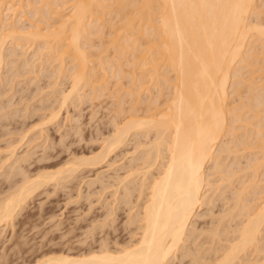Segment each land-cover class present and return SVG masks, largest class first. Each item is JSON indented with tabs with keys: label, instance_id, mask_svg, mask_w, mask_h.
Instances as JSON below:
<instances>
[{
	"label": "bare ground",
	"instance_id": "6f19581e",
	"mask_svg": "<svg viewBox=\"0 0 264 264\" xmlns=\"http://www.w3.org/2000/svg\"><path fill=\"white\" fill-rule=\"evenodd\" d=\"M23 1L24 0H14L13 2L12 0H0V66L5 55L3 53L4 50H6L5 45L8 40L10 41V45L20 48H25L23 46L26 44L31 46V44L35 45L38 42V46L36 50L34 49L32 57L38 59L39 64H43L46 60L45 57H48L47 59H51V61H58L57 66L54 65L55 69L53 70L56 71V76L58 75V77H61L65 70L66 63H63V61H65L63 56L66 58L68 57L72 63L71 68H69V71H72L69 73L70 84L69 89L59 93V100L56 98L60 102L59 107L73 100L75 102V99H79L82 95L80 94L82 93L80 89L85 87H82V85H87L93 76L96 75L91 72L94 70L93 67L89 68V62L91 61L89 59L90 56L88 55L87 57V53L83 52L81 43L83 41L86 42L92 35H98L99 32L103 31L101 30L103 28L100 26L101 24H105L106 26L108 21H112L110 17L111 20L109 19L104 22L105 19L101 14H106L107 12L110 16L113 14V17L120 16V23L123 22L121 24V29L119 25V27H117L118 31L114 29L116 32V34L114 32L115 35L112 33L114 30L110 29V32L112 31L110 35H114L113 39H110L112 40L111 43L114 44V54L119 53L120 57L123 58L121 54L122 52L125 53L124 51L126 48H130L132 51L136 50V53H142H140V56L142 55V59L140 58L141 63L133 64L131 62L133 66H138L139 64V73L133 71L131 76L127 74L130 76L129 79L131 78V87L127 92L130 96L129 98L133 101L131 105L135 103L134 105L137 107L138 103L139 105L142 104V101L139 102V100H137L138 98L140 99L137 91L139 89H146V91H148L147 89L149 86H146V83L149 80L155 83L161 82L163 85V81L166 82L169 80L167 77L169 76L168 74L172 73V81H174L173 84L169 82L171 84V91L168 90L170 93L168 92L169 94L166 97L163 95L164 89H162L163 87L161 84H159V86L156 84L157 88L155 90L157 92H155V95L152 97V95H150L152 92L150 91L148 95L151 96V98L148 96L149 98L143 99V102L145 101V103L150 105L151 103H156L160 97L161 99L164 97V106L166 104L165 110L163 112L160 111L161 113L157 114L156 118L152 117L156 115L155 113L151 116L146 113L143 117L139 116V118H137L135 116L136 109L133 107L134 105L131 106V108L133 107V109H135V111H132L133 113L131 112L132 114H129L131 118L128 117L129 119L126 118L127 120L123 122L120 120L121 124L117 122L118 124L114 125L111 131L112 133L110 132L111 136L103 140L104 145L101 146V149L95 155L90 157H71V159L63 162L61 167L53 171L42 172L40 174L36 173V175L34 174L32 176H27L26 174L23 180L21 178L20 184H17V187L11 191L9 196L7 195V198L5 197L0 202V225H6L12 220L17 209H20L25 198H28L30 193L39 185H43V183L52 180L56 181L58 184L59 181L70 176L71 173L81 167V165H97L100 162L107 161L106 159L109 153L113 151L114 148L123 145L126 142V138L132 133L135 135L136 132H142L143 134L152 132L153 139L151 138V141H147H150L148 144L143 143L141 146L144 148L143 152L141 151L142 155L140 154V158L138 157L142 162L141 166L137 165V162L134 164L139 166L140 169H138V167L137 169L135 167L133 169L134 171L129 169L132 171H128L129 173L127 172L124 176L120 175L116 178L117 180H115V182L117 181V183L121 185H118V187H123L125 192L123 197L126 199L127 197L125 196L130 198L131 196L129 195L134 191V186L129 184L134 183L135 173L138 171V175L137 173L136 175L139 176L141 172L140 175L143 176V178L140 176L142 180L140 179L137 183L140 184L135 186L138 188V197H136L139 202H137V205L135 204L137 207L132 206L136 208V211L133 212L134 214H131V218L129 219L132 225L135 224V230L133 227L134 231H131V228L128 229V232L131 231L133 233H131V241L125 243L123 240L124 244L118 246L117 249H109V247L106 246V240H104L105 246H103V244L100 246V244L97 249L93 250L92 248L84 253L79 252L73 254L72 251H69V248L67 249L68 251L44 252L36 258L32 264H167L172 256L175 255L174 252L180 248L184 250L182 254L189 257L187 254L190 255L192 253L193 255L194 253L190 251L188 246L187 250H185L186 245H188L186 242L195 240L198 235L197 232H195L197 228L195 225L196 219L203 215L206 217L207 214H209V216L211 215V217L213 216L214 212L212 209L214 205H216L214 204L216 201L213 196L216 192L221 194L228 186L230 187L233 180H235L233 177H235V175L237 176V174L241 175L240 173H243V177H246L244 175L250 173L247 176L249 179L244 180V178H242L241 182L239 181L241 186L236 187L235 185V191L233 189L235 194L233 193L234 195L232 194L233 196H230V198L232 197L233 203L228 201L231 204L230 207L228 206V208L226 207V209H223L224 211L222 210V212H225L224 214L220 212V216L218 217L219 223L217 222L218 225L216 224L214 228H210L211 230L205 229L207 235L210 234L212 236L211 239L215 240L216 237L218 239H216L217 242L221 244L220 242L224 238L222 242L226 241V244L220 245V247L216 246L217 248H212L213 245H210L213 250L211 253L213 252L212 255L215 256L212 258L208 256L210 260L204 259L203 262L207 260V262L209 261L211 264H264V184L260 186L258 183L263 181V179H259V176L261 173L263 174L264 171V123H261V121L264 122V85L262 84V87H260V85L257 87L258 85L256 84L261 82L264 76H261V79L259 81L257 80L255 83V81L253 82L255 79H251L253 78L251 75L254 73L250 72V70L249 72L246 70L245 72L251 75L248 77L250 79L247 82V95L245 99L243 98V101L247 100L249 103L246 101L244 104H240L242 103V97H240L238 99L241 101L238 102V106H236V103H233L234 106L232 103H229L230 101L232 102V100H228L229 96L232 95L229 94L231 92H238L237 88L239 89V85L246 82V80H242L241 77L244 74H239L243 70V67H249L251 66L249 63L256 62L254 58L255 55L257 61L260 60L264 62V21L262 24L257 20L259 15L262 16L263 10L259 8H261L264 1L262 0L263 2L261 3L258 0L261 5H257V0H34V4L37 3L38 5L36 10L32 7L34 10L32 11L33 14L36 15L38 11L42 12L43 15L45 14L44 17L42 15L41 18L47 25L43 32H41L43 28H40L38 21L34 22L37 24H34L30 22V20H27L29 22L28 26H17L19 22L22 20L24 21V19H22L24 16L23 13L25 12ZM28 1H26V7L30 9L29 5L31 1ZM21 7L23 9H21ZM129 7L131 8L129 11H132L131 14L129 11H125L127 8L129 9ZM9 12H11V15L13 14L15 16L14 18H17V20H14L12 15L9 22L7 20L10 16ZM18 12L21 13V15H19ZM254 17L256 20L252 19ZM51 19L52 22L48 21ZM260 21L262 20L260 19ZM128 27V30H122ZM119 30L127 33V36H125L126 34L123 35V32ZM139 33L140 35H136L135 37V34ZM102 34L99 35L102 36ZM138 39L142 41L138 42ZM256 41L259 42V46L261 45V49H258V44V47L254 44L256 49L259 50L258 52L250 46L252 42L256 43ZM102 44L104 43L102 42ZM87 45L91 46L90 44ZM142 45L146 47L141 49L140 47H143ZM247 45L248 47L250 46L249 50H245ZM109 46H112V44ZM138 47L139 50L137 49ZM23 51L25 52L24 49ZM61 52H65V54ZM93 53L96 54V52H92L91 54ZM126 53L128 57L127 49ZM53 54L59 57L56 56L54 58ZM61 54L62 56H60ZM257 54L259 58H262L259 59ZM24 56L22 58H24ZM114 57L116 58V55H114ZM135 57L136 56H133V58ZM35 58H32V62L35 61ZM115 58L113 59L115 60ZM251 58L255 59L254 62H252L253 59L251 62H248ZM99 60L100 59H98V61ZM117 60L119 61V59L116 58V63ZM27 61L22 62L24 65L25 63L26 65L32 64L30 61ZM99 62L102 70H105L106 66H103V64L109 61H105L104 58ZM124 63H129V60L126 59ZM118 64H116L115 68L114 65L110 64L111 66H109L108 69L112 70V72L113 70L116 71L118 70L116 69ZM123 64H120L118 67H121ZM259 64L261 63L259 62L258 65ZM147 65H151L149 66L150 69L147 68ZM31 66H35L34 63ZM33 68L34 67H31V70L34 71ZM240 68H242V70ZM144 69H149V71L146 70L144 72ZM239 69L241 70L240 72H238ZM151 72L154 74L153 76L150 74ZM261 74H263V71ZM87 75L92 78H87ZM145 76L146 78L150 77L146 80ZM159 76H161V79L163 77V80L159 79ZM244 76L243 78H247V76ZM99 80L101 81V79ZM99 80L97 76H94L91 83H94V81L98 83ZM100 86L102 85L100 84ZM229 87L233 90L228 91ZM89 88L95 89V86ZM100 88L103 89L104 87ZM117 91H119V89ZM238 94H240V92ZM117 99L119 100L121 97ZM146 99L150 100L148 101ZM121 101H118V103H120L119 105L122 107ZM229 104H232L233 107L231 106V108H228V106H230ZM120 106H118L119 109L116 107L119 111L117 114L118 117L121 112H124L123 107L121 108ZM243 106L247 108L243 111L244 113L240 110L245 108ZM150 107L151 106H149V108ZM150 109L152 110V108ZM247 112L251 114L248 113L246 116ZM51 114L52 117L50 116V118L54 120L56 113L54 114L51 112ZM240 114L242 116H240ZM236 122H240V124H238V126H235V124L233 125V123ZM241 128L243 129V132L240 131L242 133L239 135L241 139L239 137L236 141L234 138H237L238 134L235 133V130H241ZM133 134L132 136H134ZM249 134L252 135V137H250L251 139L248 138ZM227 135L229 138L234 136L233 139L236 142L231 138L227 140ZM247 138L253 142L249 141V143L247 141V143L243 141L244 139L247 140ZM16 145L15 143H11L7 144L5 147L4 153L7 154L6 157L8 160L17 157ZM237 145H242V147H240L242 149L236 148L238 147ZM138 146H140V144ZM247 148L251 150L250 154L251 156L253 154L254 158L248 157V164L244 166L241 163L243 167L237 168L235 164L237 161L234 158L237 156V153H240V150L244 151ZM134 149L137 150L142 148H135L134 146ZM27 152L26 153L29 154V151ZM133 152L134 151H132V153ZM25 154L22 155L24 156L22 159L24 158V160L27 161L30 157H26ZM232 154L234 158L231 160L233 162L235 160L236 162L234 164L231 162V168L228 164L224 165L227 166V169L229 166V170H226L224 166H222L224 167L222 168L221 164H224L222 160H226L225 158ZM241 155L243 156L242 153ZM19 158L17 157V159ZM5 162H7V160ZM2 163L1 166L3 165ZM210 163H213V165L211 166ZM239 163L237 162V164ZM129 166L131 168V165ZM17 172L18 171H16V173ZM23 172L25 171L23 170ZM101 173L102 171L97 174L98 177L101 175L100 178L105 176ZM214 174H218V176L211 179ZM131 176H133V181ZM136 188L134 192H136ZM211 193H214V195ZM249 194L255 196L249 199V196H247ZM224 200H222V202ZM121 203H123V201ZM204 206L207 207V211L205 213L204 210L202 214L200 211ZM113 208H110L109 212H111ZM236 219V222L234 221L232 224L229 223V220L233 222V220ZM226 220H228L227 222L229 224H226L228 226L223 224L224 229L222 227V229H220L222 225H220V222L222 223V221H225L226 223ZM131 223L129 222L130 227ZM201 226H203V224ZM126 228H128V226ZM203 233L204 232H201L200 234L202 235ZM221 234L224 235L222 240L220 239V236H222ZM105 238H107V236ZM190 238L193 240H189ZM184 243H186V245L183 246ZM191 243L193 244L195 241ZM110 245L111 244H109V246ZM190 246L192 247V245ZM210 247H208V249ZM211 248L209 250H211ZM193 250H195V248H193ZM199 253L194 254V258L199 256ZM192 255H190V258ZM181 256L182 255H180V257ZM201 257L203 259V256ZM191 261V263H193L192 259ZM203 262H200V264Z\"/></svg>",
	"mask_w": 264,
	"mask_h": 264
},
{
	"label": "rangeland",
	"instance_id": "374dc122",
	"mask_svg": "<svg viewBox=\"0 0 264 264\" xmlns=\"http://www.w3.org/2000/svg\"><path fill=\"white\" fill-rule=\"evenodd\" d=\"M12 1L14 2V0H12ZM26 1H28V0L23 1L25 12L23 13L24 16L22 15L23 18L21 17L22 19H24V21L21 19L22 21L19 22L21 24L18 23L17 26H19V25L20 26L21 25L22 26H28L29 20H30V22H33V23L38 21L40 28H43V30L41 32H43L44 28L47 26L46 23H44L45 21H43V19H41L43 13L38 11L37 14L35 13L37 16L34 15L32 11L36 10V7L38 4L37 3L34 4L35 3L34 0H29L28 2L31 1L30 2L31 4L29 5L30 9H28L29 7H26V4H27ZM259 1L262 3L264 0L263 1L259 0ZM259 1L258 0L256 1V3L258 2L257 5H259V4L261 5V3ZM66 6H67V4H66ZM32 7H34L35 9L33 10ZM131 8H132V6H131ZM131 8L129 7V9L127 8L125 11L128 12L129 10H131ZM21 9H23V8L21 7ZM259 9H262L263 13H262V16L259 15V18L257 20L262 23L264 21V18H263L264 17V15H263L264 14V2L262 3L261 8H259ZM67 11H68V9H67ZM64 12L67 13L66 11H64ZM131 12H130V14H131ZM9 13H10V16H9V18H7L8 21L11 20L10 18L13 15V14L11 15V12H9ZM19 15H21V13H19ZM44 15H43V17H44ZM101 15H103L102 17L105 19L104 22L109 20L110 17L112 18V21H108L106 26H105V24H101L100 26L103 27L101 30H103V31L99 32L98 35L97 34H95L94 36L92 35V37H90L91 40L88 38V40H87L88 42L83 41L81 43L83 52L87 53V55L86 54L85 55L87 57L89 55L90 56L89 59L92 61V62L91 61L89 62V65H90L89 68L93 67V69H94V70L92 69L93 71H91V72L96 74V75H94V74L93 75L95 77L97 76L98 80L101 79V81L99 80L98 83H96L97 81H94V83H91L92 79H94V76L92 78V77H89L87 75L88 76L87 78H90V79L92 78V79L87 84L88 86L82 85V87L83 86H85V87L80 89V91L82 92V93H80V94H82L81 97L79 99H75V102L73 100V101L68 102L67 104H65L61 107H59L60 102L58 101L59 100L58 97H59V93L61 91H65V90L69 89V84H70L69 73L72 72V71H69L70 70L69 68H71V66H72L70 59L68 57L66 58L65 56H63L65 61H63V60L62 61L64 64L66 63L65 64V70L63 72L64 74L61 77H58V75L56 76V71H53L55 69V66H57V64H58L57 63L58 61H56V62L51 61V59H47L48 57H45L46 60L43 62V64H39L38 63L39 60L36 59L35 57H32L34 49L36 50V48L38 46V44H37L38 42L35 45L31 44V46H29V44L28 45L26 44L25 46H23L25 48H20L18 46H12V45H10L9 40H8L7 44L5 45L6 50H4L3 54H5L7 57L8 56L9 57L7 59V57L4 55L3 60H2V64L0 66L1 67L0 68V70H1L0 71V166H1L2 161L4 160L2 163L3 165L0 167V202L7 195L9 196L11 191L14 190L15 187H17V184H20L21 178L23 180V178H24V176H26V174H27V176H32L34 174L36 175V173L40 174L42 172L43 173L47 172V171L50 172V171H53V170L61 167L63 162L71 159V157H77V156L78 157H80V156L81 157H90V156L95 155L101 149V146L104 145L103 140L107 139L111 136V133H112L111 131L113 130L114 125L118 124L117 122H119V124H121L120 123L121 121L123 122V121L131 118V116L129 117V114H132L133 110L135 111V109H136L135 116L137 118H139V116L143 117L144 115H146V113L150 116L152 114L154 115V113H155L156 115H154L152 117L156 118L157 114L161 113L160 111L163 112L165 110L164 108L166 107V104L164 106V101H163L164 97L162 99L160 97L156 103H151L150 105L148 103H145V101L143 102V99L145 100V98H149V97L151 98V96L148 95L150 93V91L152 92V93H150V95H152V97H153V95H155V92H157L155 90L157 88L156 84H157V86H159V84H161V86L163 87L162 89H164L163 95L166 97L170 93L169 91H171L170 85L174 83V81H172L173 74L170 73L171 76H170V74H168L169 76H167V77L169 78V80L167 79L168 81H166V82L163 81V85L161 82L155 83V82L149 80L150 82L148 81L146 83V86L147 85L149 86L147 89L148 91H146V89L145 90L139 89L137 91V94L139 93L138 95L140 97V99L137 97L138 98L137 100H139V102L142 101L141 103L143 105L142 104L139 105V103H138V105L136 103L137 107H135V105H134L135 103H133L131 105V103L133 101H131L132 99H130L129 98L130 96L127 94L129 88L131 87V84H130L131 78L129 79V77L131 76V73L133 71H135L136 73H139V71H140V69H138V68H140L139 64H138V66H133V64L134 63H141L142 55L140 56L141 52L136 53V50L132 51V50H130V48H126L128 50V57L129 58L127 57L126 49L124 51L125 53L122 52L123 55L121 54V56H123V58L120 57L118 52H117L118 54H114V52H113L114 51L113 50L114 44L111 43L112 40H110V39H113V36L116 34L115 30H117V27L120 26L119 28L120 29L122 28L121 24L123 22L120 23L121 22L120 16H116V17L114 16L115 17L114 18L113 14H111L112 16H110L108 14V12L106 14H101ZM12 17L14 20H17V18H14L15 17L14 15ZM252 19L256 20L255 17ZM260 19L262 21H260ZM34 20H36V21H34ZM48 21L52 22V19L48 20ZM34 24H37V23H34ZM110 29L111 30L115 29L113 32L111 31L113 34L115 32L114 35H110L111 34ZM128 29H129V27L127 29H122V30H128ZM122 30H119V31H122ZM122 32H123V35L126 34L125 36H127V33H124V31H122ZM99 34H102V36H100ZM107 34H109V35H107ZM120 34H122V33H120ZM106 35L109 37H107ZM136 35H140V33L135 34V37H136ZM123 38H124V36H123ZM141 39L140 40L138 39L139 40L138 42L142 41ZM109 40H110V42H109ZM251 40H253V39H251ZM102 42L104 44H102ZM87 44H90L91 46H89ZM111 44H112V46H109ZM251 44H252V45H250V46H252L251 48H254L255 51L257 50L256 52H258L259 51L258 49L261 46V45L259 46V42L256 41V43L252 42ZM254 44L256 47L259 46L258 49H256ZM257 44H258V46H257ZM139 47L137 48L138 50H139ZM145 47L143 46L140 48L143 49ZM249 47L247 45L245 47V50H249ZM11 48H13V49H11ZM14 49H15V51H14ZM23 49L25 50V52L26 51L27 52L25 53L23 51ZM100 50H101V52H100ZM92 52H96V54L93 53L94 54L93 55V54H91ZM14 53H15V55H14ZM61 53L65 54V52H61ZM22 54H24L25 56ZM55 54H57V53H55ZM55 54H53L54 58L56 56H58ZM254 54H256V53H254ZM114 55H116V58L119 59V61L117 60V63L115 62L116 58L114 57ZM23 56H24V58H22ZM60 56H62V54ZM133 56H136V57L133 58ZM252 56H253V54H252ZM258 56L259 55L257 54V57ZM108 57H109V59H108ZM32 58L33 59L35 58L34 62H32L33 61ZM93 58H94V62H93ZM97 58L100 59L99 61H101L104 58H105V61H109L108 63L103 64V66H106L105 70L104 69L102 70V68L100 66V62L98 61ZM113 58H115V60ZM254 58L256 59L257 63L254 62L255 59L251 58V60H248V62H251L253 59L252 62H254L255 64L249 63L251 66L246 67V68H244L242 66L244 64L241 65L243 67L244 71L242 70V68H240L242 71L239 69L238 72L241 71L239 74L243 73L245 76H247V78H243L244 75L241 76L242 80L243 79L246 80V82H245L246 85H245V83H243V84L239 85V89L236 87L238 92L237 91L235 93L229 92L230 93L229 95L232 94L231 96H229V99H228L229 101L232 100V102L228 101L229 103H232V104L236 103V106H238V102L241 101L238 99L240 97H242V101H241L242 103H240V104H244L247 101V100L246 101H243V100L245 99V97L247 95V82L250 79L248 77L251 75L250 73H249L250 75L247 74L249 72V70H250V72L254 73V74L252 73L253 75H251V77H253V78H251V79H255V80H253V82L255 81V83L257 82V80L259 81L261 79V76L262 77L264 76V62H261L259 60L262 57H260V58L258 57L259 61H257L256 55ZM126 59L129 60V63H124V62H126ZM22 61L23 62L24 61H27V62L30 61V63H32V64L28 63L29 65H26V63H25V65H24ZM263 61H264V59H263ZM97 62H99V63H97ZM259 62L261 64L258 65ZM33 63L35 66H31V65H33ZM115 63L116 64L119 63L117 65V68H116L118 70H116V71L113 70V72H112V70H109L108 68H109V66H111L110 64L114 65V68H115V66H116ZM120 64H123L121 66L122 68L118 67ZM124 65H126V66H124ZM149 66H151V65H149ZM149 66L147 68L150 69ZM256 66H257V68H256ZM31 67H34L33 68L34 71L31 70ZM145 68H146V66H145ZM149 69H146V70L149 71ZM146 70L144 69V72ZM160 70L163 71L162 69H160ZM246 70L248 72H245ZM261 70L263 71V74H261L262 73ZM161 71H158V72H161ZM104 73H105V75H104ZM98 74H100V75H98ZM127 74L130 76H128ZM150 74L152 76L154 75V74H152V72ZM148 75H146V76H148ZM100 76H101V78H100ZM146 76H145V79L147 80V78H149L150 76L147 78H146ZM256 76H257V79H256ZM263 78L261 79L262 80L261 82L256 83L258 85L257 87H259V85H260V87H262V84L264 85V79ZM5 79H6V81H5ZM159 79H161V76H159ZM161 80H163V77ZM149 83H150V85H149ZM100 84L102 86H100ZM92 86H95V89L89 88ZM100 87H104V88L102 89ZM230 87H231V85H230ZM230 87L228 88V91L233 90ZM245 88H246V90H245ZM118 89H119V91H117ZM142 89H144V88H142ZM165 89H166V92H165ZM55 90H57L58 92ZM89 90L91 93L89 92ZM2 91H3V93H2ZM239 92H240V94H238ZM114 93H116V94H114ZM113 95H114V97H113ZM138 95H136V96H138ZM120 97H121V99L118 100L117 98H120ZM56 98H58V100ZM116 100H118L119 102L122 100L121 105H123L122 107L124 109L123 110L124 112H121L119 117L117 115L119 111L117 110L116 107L120 106L119 105L120 103H118V101H116ZM146 100H148V99H146ZM157 103H158V106H157ZM247 103H249V102L247 101ZM232 104H229L230 106H228V108H231V106L233 107L234 104L233 105ZM147 105L151 106L150 108H152V110ZM154 105L157 107V109ZM131 106L135 107V109H133V107L131 108ZM152 106H154V107H152ZM245 106H243V107H245ZM129 107H130V109H129ZM57 108H58V111H57ZM118 109H119V107H118ZM242 109H240V110L242 111V113H244L243 111H245L247 108L245 107L243 110ZM129 110H131V111H129ZM51 112L54 114L56 113L58 115L57 116L55 114V116L57 117L56 118L53 114V116L56 120L55 119L53 120V118L52 119L50 118V116L52 117ZM156 112H158V113H156ZM248 113H250V112H247V114L245 113L246 116L248 115ZM124 114H125V116L127 114L128 115L125 117ZM112 115H115V116H112ZM240 116H242V115L240 114ZM115 117H117L118 119ZM147 117H149V116H147ZM132 118H134V117H132ZM228 118H229V116H228ZM112 121H114V122H112ZM261 123H264V122L261 121ZM234 124H235V126H238V124H240V122L233 123V125ZM45 129H46V131H45ZM239 129L235 130V133L238 134V137L234 138V136H231L230 137L231 139L234 138L236 141L238 140V138L240 137L239 136L240 133L243 132L242 128H241V130H239ZM240 131H242V132H240ZM149 133L148 134L146 133L147 136H146V134H143L142 132H140V133L136 132V134H137V135L135 134L136 136L132 133L134 136H132V134L129 135L130 137L128 136L126 138V142L123 145H121L118 148H114V150L109 153V155L106 159L107 161L100 162L99 164L96 163L97 165H95V164L94 165L93 164H90V165L87 164V165H83V166L81 165V167L77 168L73 173H71L70 176L59 181V183H58L59 185L57 184L56 181L52 180V181L45 182V183H43V185L41 184L38 187H36L30 193L28 198L27 197L25 198V201L23 202L22 206L20 207V209L19 208L17 209L16 213L14 214V216H13L12 220L9 222V224L0 225V264H32L36 260V258H38L44 252L68 251L67 249L69 248V251H72L73 254L79 253V252L84 253L87 250H90L92 248H93V250L97 249L98 245H100V244H101L100 246H102V244H103V246H105V243H106V246L109 247V249H113V248L117 249V247L124 244V242L125 243H127V241L130 242L132 239V235H131L132 232L131 231L133 230V227L135 230V224H133L134 225L133 226L129 219L131 218V214L134 211H136L135 210L136 208H134V207H137L136 206L137 202H139V200H137L138 188H136L135 186L140 184V183L139 184H137V183L140 181L141 178H143V176L140 175L141 172H140L139 176H137L138 171L136 172L137 175H136V173H135V176L133 174V176L135 177L134 181H133V176H131L132 181L134 183L129 184V185L134 186V191H135V188L137 189L136 192L133 191V193L131 195H129V196H131L130 197L131 200L128 196H125V197H127L126 199L123 197V194L125 193L123 190V187L121 188L120 187L121 185L118 184L117 181L115 182V180H117L116 178L119 177L120 175L124 176L127 174L128 171L131 172L135 167H136V169H137V167H138V169H140L139 166H137V165L141 166V163H142L141 160L139 159L140 158L139 156L142 155L144 148L141 146L143 143L148 144L153 139V136H152L153 133L151 132L150 133L151 135ZM228 135L226 136V138L228 137L227 140H230ZM250 137H252L251 134H249L248 138H250ZM138 138H139V141H138ZM248 138H247V140L244 139L243 141L253 142L250 140L251 138L249 140H248ZM234 139H233V141L236 142ZM240 139H241V137H240ZM148 140H150V141L147 142ZM11 143L17 144L16 145L17 146V148H16L17 149L16 150L17 155L16 156L18 158L19 157H21V158L17 159V157H13L14 159L13 158L9 159V160L7 159V157H6L7 154L4 153L5 147L7 146V144H11ZM139 144H140V146H138ZM134 146H135V148L140 147L142 149L135 150ZM237 146L238 147H236V148L242 149V148H240V147H242V145H237ZM246 150H244V151L240 150V153L236 154L237 158L236 157L234 158V155L232 154L233 156L230 155L227 158H225L226 160H222V163H224V164H221V167L228 164V165H230V168H231L232 167L231 162H233L231 160L232 158H234L238 163L240 162L239 164H237V162L234 160V162L232 163V164H234L236 162L235 164H236L237 168L243 167L242 165L245 166V164L247 165L248 164L247 161L249 159L248 157L254 158V155L252 154V156H251V154H250L251 150H249L248 148ZM27 151H29V154H27L28 153ZM132 151H134L133 153L136 156L132 153ZM241 153L243 154V156L241 155ZM18 154H20V155H18ZM24 154L26 157H28V158L30 157L29 159L27 158L28 159L27 161L24 160V158L22 159V157H24L22 155H24ZM248 154H250V155H248ZM257 156H259V155H257ZM133 157H134V159H133ZM244 158H246V159H244ZM6 160H7V162H5ZM13 160H15V161H13ZM223 161H225V162H223ZM245 161H246V163H245ZM136 162H137V165H134V164H136ZM241 163H242V165H241ZM129 165H131V168ZM212 165H213V163L211 164V166ZM239 165H241V166H239ZM17 167H19V168H17ZM224 167L226 168V170H229V166H228V169H227V166H224ZM224 167H222V168H224ZM129 169H132V170H129ZM14 170L18 171L17 173H19V174H17L16 171H14ZM23 170L25 172H23ZM21 171H22V173H21ZM101 171H102L101 174L105 175L102 178H100L101 175H100V177L97 176V174H99ZM240 174L241 175L237 174V176L235 175V177H233V179L235 178V180H233L230 187L228 186L226 189L223 188L225 190L221 194L218 192H216L215 195H214V193H211L212 195H214L213 197L215 198V201H216V202L214 201L215 202L214 204H216V205L213 204L214 205V207L212 209V211L214 212L213 216L211 217V215L209 216V214H207L206 217H205V215H203L204 217L201 216V217L197 218L196 219L197 224L195 223V225L197 227V228L196 227L195 228L197 229V231L195 229V232H197V234L199 235V236L197 235L198 238L196 237L195 240L190 238L189 240H193V241L186 242L188 245H186V243L183 244V246L186 245L185 250H187V246H188L190 251H193L194 254H197L200 252L199 253L200 257L199 256L195 257L197 259L198 263L196 262V259L194 258V254L193 255H192V253L190 254V255H192L191 258H190V255H188V254H187V256H189V257H186L185 255L182 254L183 253L182 251H184V250L183 249L181 250V248H180L174 252L175 255L172 256L171 260L167 264H194L195 262H196L195 264H200V262H203L204 259L208 260L210 256H211L210 258L215 256V255H212L213 252L211 253V251H213L212 248H214L216 246L220 247V245L222 246L223 244H226V241L222 242L224 240V238H223L224 235H222L223 233L221 234L222 236H220L221 238L219 237L221 240L223 238L222 241L219 239L221 241V242L219 241L221 243V244H219L217 242L218 239L216 237H215V240L217 239L216 241L214 239H211L212 236L210 234H209L210 236L207 235V233L205 232L206 231L205 229H210V228L212 229L217 224V222L219 223L218 217L220 216V212H222L223 209H226V207L227 208H228V206L230 207V205H231L230 203H233V201L231 199L232 197L230 198V196H233L235 194L234 191H235L236 187L241 186V183H239V181L241 182L242 178H244V180L249 179V178H247V176L250 173L247 175H244L246 177H243V173H240ZM140 176H141V178H140ZM217 176H218V174H214L213 177H211V179L216 178ZM103 179H104V181H103ZM259 179H261V180L263 179V181H264V171H263V174L261 173V175L259 176ZM263 181L258 182L260 184V186L261 185L263 186V184H264ZM54 182H56V183H54ZM104 184H106V185H104ZM238 184H240V185H238ZM118 185H120V186L118 187ZM235 185H236V187H235ZM132 186H130V187H132ZM233 189H234V191H233ZM210 192H212V191H210ZM217 193L220 195H218ZM133 196H134V198H133ZM227 196H229V197H227ZM247 196H249V199H250V197H254L255 195L253 196V195L249 194ZM122 197L124 200L122 199ZM120 199H121V202L123 201V203L120 202ZM222 200H224V201L222 202ZM228 201H230V203ZM227 204H229V205H227ZM114 206H116V207H114ZM132 206H134V207H132ZM110 208H113V210H111L112 214H111V212H109ZM130 208H132V209H130ZM206 209H207V207L204 206L200 212L203 214V212L205 210V213H206V211H207ZM130 210H132V211H130ZM128 212H129V214H128ZM218 212H219V215H218ZM226 212H227V210H226ZM224 213L225 212H222V214H224ZM129 215H130V217H129ZM227 221L228 220H226V223H225V221H222V223L220 222V225L222 224L220 226V229L223 228V224L226 225L228 223ZM230 221L231 220H229V223L232 224V223H234V221L236 222L237 219L233 220V222H230ZM129 222L131 223V227L129 225ZM200 224L201 225L203 224V226H201ZM127 226H128V228H126ZM226 226H228V225H226ZM129 228H131L130 229L131 231L129 230L130 232H128ZM200 228H202V229H200ZM200 231L204 232V233L201 235ZM105 233H106V235H105ZM194 235H196V234H194ZM104 236L105 237L107 236V238H105ZM203 237H204V239H203ZM99 239L101 240V242ZM104 240H106L105 243H104ZM123 240H124V242H123ZM212 240H213V242H212ZM194 241H195V243L192 244L191 242H194ZM209 241L212 243H210ZM120 242H121V244H120ZM108 243L111 245L109 246ZM190 245H192V247ZM206 245L208 247H210V245H213V246H212V248L210 247L211 250H209L210 248L208 249V247ZM88 247H89V249H88ZM193 248H195V250H193ZM208 252H209V255H208ZM180 255H182V256L180 257ZM201 256H203V259ZM205 256L206 257L209 256V257L206 258ZM191 259L193 260V263H191L192 262ZM207 260H205V262H203L201 264H207V263L211 264L209 261L207 262Z\"/></svg>",
	"mask_w": 264,
	"mask_h": 264
}]
</instances>
